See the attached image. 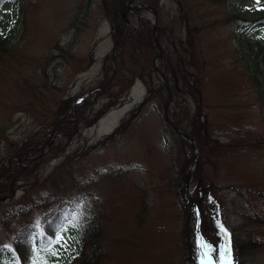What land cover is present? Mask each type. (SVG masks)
I'll list each match as a JSON object with an SVG mask.
<instances>
[{
	"label": "rangeland",
	"instance_id": "374dc122",
	"mask_svg": "<svg viewBox=\"0 0 264 264\" xmlns=\"http://www.w3.org/2000/svg\"><path fill=\"white\" fill-rule=\"evenodd\" d=\"M110 1L5 0L0 8L4 34L18 27L0 50V260L23 224L41 226L49 199L79 191L102 219V246L87 244L91 262L197 264L204 248L215 264H239L241 238L258 241L244 264H264V0H137L157 11L170 72L183 81L190 71L202 90L209 129L190 180L198 211L186 194L193 149L163 118L167 92L146 100L138 78L127 91L112 81L99 91L115 41ZM132 10L128 29L140 38L136 19L152 26L150 15ZM137 43L156 51L154 41ZM191 95L179 91L195 110ZM213 139L230 149L217 151ZM80 247L67 225L32 264H86Z\"/></svg>",
	"mask_w": 264,
	"mask_h": 264
},
{
	"label": "trees",
	"instance_id": "16d2710c",
	"mask_svg": "<svg viewBox=\"0 0 264 264\" xmlns=\"http://www.w3.org/2000/svg\"><path fill=\"white\" fill-rule=\"evenodd\" d=\"M4 1L0 0V8ZM128 1L111 0L108 3L110 6L107 9L108 13L105 9L106 15L114 23V37L116 42L113 50L105 57L107 61H110V63L105 65L109 72L108 81L112 79V83L115 82L116 84L117 82L121 90L127 91L137 78L141 79L149 87L146 100H151L153 93L162 92L160 91L161 87L163 88L162 90L166 91V88L160 77L155 74L153 67V47L148 52H145L139 47V43L137 42L143 39L146 46L150 48L153 45V27L144 19L137 18L135 27L140 25L142 27L141 30L137 28V31L141 34L140 38L136 37L135 28L128 29L127 24L130 20L129 17H126L128 10L124 9L123 13H120L121 4L127 6ZM17 28L15 27L4 34L5 32L0 27V50H6L10 37L13 36ZM252 46L255 48L258 47L260 51L263 50L261 43H252ZM161 59L159 66L171 82L173 95L177 96L174 110H169L171 118L183 131L195 138L198 145H200L204 141L203 132L209 129V124L207 121H202L201 108L203 100L201 87L197 84L198 80L191 77L190 71L185 76V80H176L177 75L173 69L170 72L169 62L167 61L168 63H166L164 57ZM182 60L183 58L181 57ZM113 61L116 63V68H114ZM181 65L184 67V61ZM200 83L203 85L201 81ZM181 89L185 90L188 94H192L191 97L196 106L195 110L188 107L186 101L179 96ZM163 98L166 100L167 96H163ZM139 108L141 107L136 108L134 112L137 113ZM123 125L124 123L121 124L120 129H118L119 131L123 128ZM213 144L217 151H227L231 147V144H221L218 139H213ZM197 170H200L199 166ZM197 179L199 185H201L199 176H197ZM201 190L202 188H200V192ZM47 206L48 208L42 217L41 226L39 227L31 222L23 224L15 235L10 253L0 260V264H32L35 261L34 258L44 251L45 246L49 242L55 241L59 230L67 225H70L79 232L81 244L79 257L87 262L86 264H97V261L91 262V259L87 258V244L91 242L94 250L99 251L102 246L99 237L102 219L100 212H98L94 204L89 200V197L84 193L75 191L69 196H58L49 199ZM238 240L235 243L239 258L238 261L240 264H244L243 257L258 248V241H243L241 238Z\"/></svg>",
	"mask_w": 264,
	"mask_h": 264
},
{
	"label": "water",
	"instance_id": "95a60500",
	"mask_svg": "<svg viewBox=\"0 0 264 264\" xmlns=\"http://www.w3.org/2000/svg\"><path fill=\"white\" fill-rule=\"evenodd\" d=\"M130 3L133 4L134 3V0H130ZM134 9L136 10H142V11H149L151 12V14L154 15L155 18H157V12L155 10L154 7L150 6V5H147V4H139V5H135L133 6ZM153 27H154V35H155V40H156V43L159 47V53L154 57V66H155V69L157 70V73L160 75V77L162 78V80L164 81L165 83V86L167 88V91H168V99L165 103V106H164V109H163V115H164V118L166 120V122L177 132L179 133L184 139H187L188 142L192 145L193 147V155H192V160H193V164L191 166V168L189 169L188 171V174H187V190H186V194H187V199H188V203L189 205L192 207V206H195L196 207V203L195 201L193 200V198L191 197L190 195V177H191V174L193 172V170L195 169L196 167V160H197V155H198V149H197V143L195 141L194 138H192L189 134L183 132L182 130H180L178 128V126L171 120L170 116H169V113H168V107L172 101V89H171V85H170V82L168 80V78L166 77V75L161 71V69L159 68L158 66V58L162 52V48L159 44V39L156 35L157 33V22H153ZM198 233H200V231L198 230Z\"/></svg>",
	"mask_w": 264,
	"mask_h": 264
},
{
	"label": "bare ground",
	"instance_id": "6f19581e",
	"mask_svg": "<svg viewBox=\"0 0 264 264\" xmlns=\"http://www.w3.org/2000/svg\"><path fill=\"white\" fill-rule=\"evenodd\" d=\"M198 241H199V240H198ZM198 257L200 258V254H198ZM199 258H198V259H199ZM197 264H199V263H197Z\"/></svg>",
	"mask_w": 264,
	"mask_h": 264
}]
</instances>
